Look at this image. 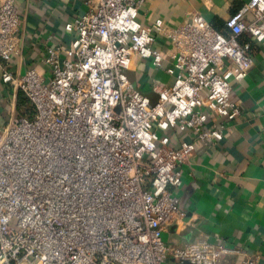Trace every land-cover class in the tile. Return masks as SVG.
Wrapping results in <instances>:
<instances>
[{
  "label": "built area",
  "instance_id": "obj_1",
  "mask_svg": "<svg viewBox=\"0 0 264 264\" xmlns=\"http://www.w3.org/2000/svg\"><path fill=\"white\" fill-rule=\"evenodd\" d=\"M145 3L91 0L68 26L72 56L50 49L44 75L14 72L22 17L15 0L0 2V69L13 90L10 119L0 123V264H228L227 254L240 253L220 236L175 237L189 225L180 210L186 165L223 142L242 114L231 82L254 66L242 38L264 46V0L226 20L229 35L200 13L147 28ZM160 35L167 73L177 76L171 86L155 82L153 103L128 73L134 56L164 66ZM20 93L27 114H16ZM173 129L190 138L170 145Z\"/></svg>",
  "mask_w": 264,
  "mask_h": 264
},
{
  "label": "crops",
  "instance_id": "obj_2",
  "mask_svg": "<svg viewBox=\"0 0 264 264\" xmlns=\"http://www.w3.org/2000/svg\"><path fill=\"white\" fill-rule=\"evenodd\" d=\"M248 1L146 0L139 19L147 28H153L159 19L175 28L191 14L200 13L214 28L229 35L226 20ZM15 4L22 17V28L12 68L21 74L37 68L47 75L45 58L50 49L60 47L64 57L72 56L73 32L68 26L90 10L91 0H15ZM247 19L254 20L253 14H248ZM242 41L252 43L254 57L249 76L242 82H231L242 114L228 125L223 142L202 146L186 165L180 210L192 231L189 238L179 235L175 239L185 242L196 241L205 234L220 236L225 246L240 250L225 256L228 264H241L245 259L264 264V46L249 36ZM156 46L166 57L163 67L157 68L151 60L134 56L130 71L135 77V88L153 103L159 99L153 90L155 82L171 86L177 76L167 73L172 61L166 38L160 35ZM12 94V88L3 83L0 69V123L10 119L8 101ZM19 106L18 102L17 109ZM169 132L170 145L190 138L174 129Z\"/></svg>",
  "mask_w": 264,
  "mask_h": 264
},
{
  "label": "water",
  "instance_id": "obj_3",
  "mask_svg": "<svg viewBox=\"0 0 264 264\" xmlns=\"http://www.w3.org/2000/svg\"><path fill=\"white\" fill-rule=\"evenodd\" d=\"M129 77H130V80L131 82L133 83V85L135 86V77H134V74L132 72H129L128 73ZM173 230H175V228H173ZM190 231H192V228H187L186 231H183L180 235L182 237H186V238H189L190 236ZM185 264H189L188 262L185 263Z\"/></svg>",
  "mask_w": 264,
  "mask_h": 264
},
{
  "label": "trees",
  "instance_id": "obj_4",
  "mask_svg": "<svg viewBox=\"0 0 264 264\" xmlns=\"http://www.w3.org/2000/svg\"><path fill=\"white\" fill-rule=\"evenodd\" d=\"M29 102H28V100H27V98L22 94V93H20L19 94V109H22V106L23 105H27ZM29 111H30V109H29ZM24 113V112H23ZM26 113V112H25Z\"/></svg>",
  "mask_w": 264,
  "mask_h": 264
},
{
  "label": "rangeland",
  "instance_id": "obj_5",
  "mask_svg": "<svg viewBox=\"0 0 264 264\" xmlns=\"http://www.w3.org/2000/svg\"><path fill=\"white\" fill-rule=\"evenodd\" d=\"M24 112V113H23ZM26 112V113H25ZM19 113V114H27L29 113V104L27 105H23L22 106V109H17L16 110V114Z\"/></svg>",
  "mask_w": 264,
  "mask_h": 264
}]
</instances>
